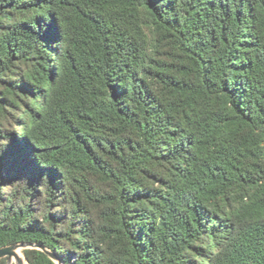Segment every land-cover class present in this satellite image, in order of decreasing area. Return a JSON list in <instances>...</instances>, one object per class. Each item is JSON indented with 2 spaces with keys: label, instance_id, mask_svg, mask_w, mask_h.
I'll use <instances>...</instances> for the list:
<instances>
[{
  "label": "trees",
  "instance_id": "obj_1",
  "mask_svg": "<svg viewBox=\"0 0 264 264\" xmlns=\"http://www.w3.org/2000/svg\"><path fill=\"white\" fill-rule=\"evenodd\" d=\"M21 242L264 264V0H0V247Z\"/></svg>",
  "mask_w": 264,
  "mask_h": 264
},
{
  "label": "water",
  "instance_id": "obj_2",
  "mask_svg": "<svg viewBox=\"0 0 264 264\" xmlns=\"http://www.w3.org/2000/svg\"><path fill=\"white\" fill-rule=\"evenodd\" d=\"M26 247H36L43 251H45L51 258L58 261V264H62L61 260L57 258V256L46 249L45 247L37 244H31V243H14L6 246L0 247V259L7 257L9 264H12V261L15 260L16 264H23V259L20 257L18 253L19 248H26Z\"/></svg>",
  "mask_w": 264,
  "mask_h": 264
},
{
  "label": "rangeland",
  "instance_id": "obj_3",
  "mask_svg": "<svg viewBox=\"0 0 264 264\" xmlns=\"http://www.w3.org/2000/svg\"><path fill=\"white\" fill-rule=\"evenodd\" d=\"M18 253H19L20 257L23 259V264H28V262L26 261V259L24 257V254H23V248H19ZM12 264H16V261L13 260Z\"/></svg>",
  "mask_w": 264,
  "mask_h": 264
}]
</instances>
